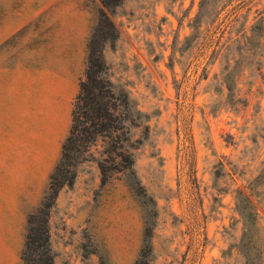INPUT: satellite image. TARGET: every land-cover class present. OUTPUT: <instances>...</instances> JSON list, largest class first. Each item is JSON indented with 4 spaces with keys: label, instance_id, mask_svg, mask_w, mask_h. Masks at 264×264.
I'll return each mask as SVG.
<instances>
[{
    "label": "rangeland",
    "instance_id": "rangeland-1",
    "mask_svg": "<svg viewBox=\"0 0 264 264\" xmlns=\"http://www.w3.org/2000/svg\"><path fill=\"white\" fill-rule=\"evenodd\" d=\"M101 8L105 75L149 129L133 172L102 182L101 137L72 161L54 264H264V0H0V264H23Z\"/></svg>",
    "mask_w": 264,
    "mask_h": 264
},
{
    "label": "trees",
    "instance_id": "trees-1",
    "mask_svg": "<svg viewBox=\"0 0 264 264\" xmlns=\"http://www.w3.org/2000/svg\"><path fill=\"white\" fill-rule=\"evenodd\" d=\"M104 7H113L122 0H100ZM117 36L114 22L105 9L100 14L87 43V63L84 78L74 96L71 109V123L61 143V153L52 172L48 188L35 210L28 214L24 245L21 250L23 264H54L50 240L49 216L56 196L64 184H72L75 170L72 161L82 151L90 149L98 137L105 142L101 158L97 159L102 182L109 177L108 170L134 171V148L143 140L149 125L143 123L144 136L133 138L132 126H139L140 118L146 119L136 106L131 108L126 91L116 92L112 81L106 77L107 64L103 47ZM139 118V120H138ZM140 121V122H139ZM114 162L111 167L107 161ZM69 174V175H68ZM141 258L134 264H139Z\"/></svg>",
    "mask_w": 264,
    "mask_h": 264
}]
</instances>
